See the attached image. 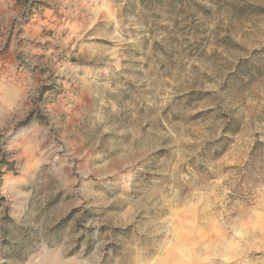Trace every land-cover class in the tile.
<instances>
[{"label":"rangeland","instance_id":"374dc122","mask_svg":"<svg viewBox=\"0 0 264 264\" xmlns=\"http://www.w3.org/2000/svg\"><path fill=\"white\" fill-rule=\"evenodd\" d=\"M200 4L0 0V264H264V0Z\"/></svg>","mask_w":264,"mask_h":264},{"label":"trees","instance_id":"16d2710c","mask_svg":"<svg viewBox=\"0 0 264 264\" xmlns=\"http://www.w3.org/2000/svg\"><path fill=\"white\" fill-rule=\"evenodd\" d=\"M143 7L148 8L149 10H153L152 16H155L154 10H165L169 14H181L186 11V9L190 8H200V0H139ZM216 1V0H210ZM65 221L55 227V231L61 230L64 225ZM20 250L18 248H14L13 251Z\"/></svg>","mask_w":264,"mask_h":264}]
</instances>
